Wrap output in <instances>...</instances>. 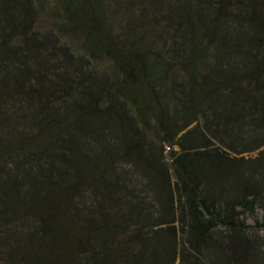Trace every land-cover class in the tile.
<instances>
[{
  "label": "trees",
  "instance_id": "16d2710c",
  "mask_svg": "<svg viewBox=\"0 0 264 264\" xmlns=\"http://www.w3.org/2000/svg\"><path fill=\"white\" fill-rule=\"evenodd\" d=\"M56 4L0 0V264H264V0Z\"/></svg>",
  "mask_w": 264,
  "mask_h": 264
},
{
  "label": "rangeland",
  "instance_id": "374dc122",
  "mask_svg": "<svg viewBox=\"0 0 264 264\" xmlns=\"http://www.w3.org/2000/svg\"><path fill=\"white\" fill-rule=\"evenodd\" d=\"M41 2H42V4H44V9H43L44 17H46V15H48L47 10L51 11V10L55 9V5L57 6V4H58V3L56 4V0H41ZM252 222H253V219H252ZM263 233H264V231H263Z\"/></svg>",
  "mask_w": 264,
  "mask_h": 264
}]
</instances>
